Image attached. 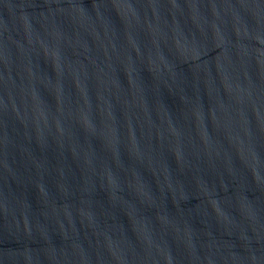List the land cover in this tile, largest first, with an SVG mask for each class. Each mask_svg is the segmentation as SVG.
Instances as JSON below:
<instances>
[{
    "label": "water",
    "instance_id": "1",
    "mask_svg": "<svg viewBox=\"0 0 264 264\" xmlns=\"http://www.w3.org/2000/svg\"><path fill=\"white\" fill-rule=\"evenodd\" d=\"M0 264H264V0H0Z\"/></svg>",
    "mask_w": 264,
    "mask_h": 264
}]
</instances>
